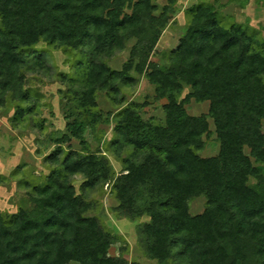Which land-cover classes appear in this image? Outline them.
<instances>
[{
    "label": "trees",
    "instance_id": "obj_1",
    "mask_svg": "<svg viewBox=\"0 0 264 264\" xmlns=\"http://www.w3.org/2000/svg\"><path fill=\"white\" fill-rule=\"evenodd\" d=\"M176 3L0 0V105L8 96L20 101L15 126L36 115L41 96L25 86L26 69L50 73L53 49L80 51L74 72L58 74L68 83L60 89L67 125L46 156L53 167L44 183L25 179L30 208L0 210V264H142L126 258L122 235L88 214L94 205L86 192L106 184L118 216L142 220L139 244L160 264L174 257L186 264H264V35L223 14L225 4L202 0L186 8L189 21L168 64L156 63L151 56ZM132 39L123 68L109 66L104 58ZM134 72L152 84L156 100L166 99L164 124L143 117L149 102L126 100L123 89L139 82ZM103 91L115 111L100 108ZM191 99L209 101L208 113L190 114ZM208 118L220 147L214 156L200 154ZM45 121L35 125L44 129ZM104 123L115 124L110 139L99 128ZM88 127L96 149L85 137ZM78 175L85 178L81 192L73 184ZM202 194L206 208L192 214L190 200ZM119 241L120 253L111 255Z\"/></svg>",
    "mask_w": 264,
    "mask_h": 264
},
{
    "label": "rangeland",
    "instance_id": "obj_2",
    "mask_svg": "<svg viewBox=\"0 0 264 264\" xmlns=\"http://www.w3.org/2000/svg\"><path fill=\"white\" fill-rule=\"evenodd\" d=\"M202 0H177V12L167 24L161 38L158 41L155 52L151 56V61L160 64H168V57L172 50L176 49L180 44V40L185 31V27L189 21L187 9L192 4ZM216 4H225L221 7L223 14L232 16L236 22L251 23L258 29H261V34L264 35V0H205ZM155 3L162 7L167 3V0H155ZM135 43L132 39L124 51L117 52L110 58H104L109 66L115 69H122L123 64L128 60L130 49ZM49 48V46H48ZM49 49H53L50 47ZM68 53V54H67ZM64 53L62 50L53 49L49 57V63L53 70L49 73L42 71H30L26 69L27 83L26 87L32 91L39 93L38 109L36 115L25 123L15 126L11 118L15 114L16 106L20 104L18 99L13 100L8 96L6 103L0 105V174L3 181H0V210L13 214L17 213L22 206L31 207L32 202L29 200V187L24 186L25 179L31 181L41 180L43 183L46 176L49 174L53 165L48 163L46 156L56 148L55 137L60 136L59 131L65 130L66 119L64 104L67 98L64 99L60 89L65 91L68 88V83L59 79V72H74L72 63H75L80 56V51L69 50ZM138 77L139 82L130 88H124L123 94L126 95V100L137 99L141 102H149L144 108L142 115L145 119L152 118L158 124H164L165 111L163 104L166 99H155L154 87L143 75L134 72ZM190 87H184L183 97H185ZM209 101L198 102L191 99L186 105V109L192 115L207 114L209 110ZM99 106L105 111H115L116 106L105 91L99 92ZM41 119H46L45 128L40 129L35 122ZM210 122V133L205 138V148L200 151L203 156H214L218 153L219 141L215 131L214 120L208 118ZM114 123H104L100 125V129L105 130V138L110 139L114 134ZM95 134L91 128L85 131V137L90 142L91 148L96 149L98 146L94 138ZM74 148H80L79 140L72 142ZM103 148V146H100ZM113 150L109 151V156L112 160L116 171L121 169V162L116 158ZM249 151V149H247ZM264 172V165H261ZM81 175L73 177V184L76 186L77 192H81V184L84 181ZM85 197L93 202L94 208L88 213L101 218L104 224L110 227L116 235H122L128 245V251L125 254L130 261L138 260L142 264H160L156 259L150 258L143 246L139 244L140 233L138 225L142 220H128L118 216L116 211L117 200L114 197L111 186L106 184L104 190L98 188L86 192ZM206 196L204 194L193 197L190 200V211L192 214H199L206 208ZM124 244L119 241L113 244L110 248L111 255H118L120 247ZM78 264V263H72ZM167 264H186L180 258L174 257Z\"/></svg>",
    "mask_w": 264,
    "mask_h": 264
}]
</instances>
